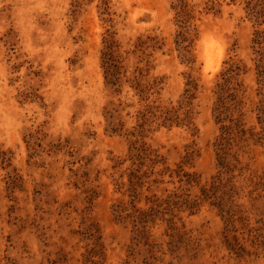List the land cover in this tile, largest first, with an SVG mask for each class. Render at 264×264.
I'll list each match as a JSON object with an SVG mask.
<instances>
[{
  "label": "rangeland",
  "instance_id": "rangeland-1",
  "mask_svg": "<svg viewBox=\"0 0 264 264\" xmlns=\"http://www.w3.org/2000/svg\"><path fill=\"white\" fill-rule=\"evenodd\" d=\"M257 32L264 0H0V264H264Z\"/></svg>",
  "mask_w": 264,
  "mask_h": 264
},
{
  "label": "trees",
  "instance_id": "trees-1",
  "mask_svg": "<svg viewBox=\"0 0 264 264\" xmlns=\"http://www.w3.org/2000/svg\"><path fill=\"white\" fill-rule=\"evenodd\" d=\"M259 32H257L256 33V37H255V39H254V43L256 44H262V43H264V40L261 38V35L259 34ZM235 69H238V65H237V63L236 62H232V63H230V66L227 68V70H226V72H224L223 73V75L224 76H226V77H224V79H223V82H226L227 81V79H228V76H229V72H233ZM221 85H222V83L221 84H218V88L221 90L222 89V87H221ZM222 99H221V97L220 96H218V102H217V105H216V107H215V112H216V116L218 117V118H222V114H224V111L222 110V108H223V104H222Z\"/></svg>",
  "mask_w": 264,
  "mask_h": 264
}]
</instances>
